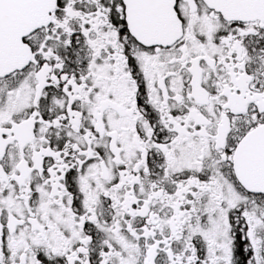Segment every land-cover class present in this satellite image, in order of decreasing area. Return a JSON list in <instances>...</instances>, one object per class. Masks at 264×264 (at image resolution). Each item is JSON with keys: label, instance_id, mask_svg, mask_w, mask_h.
<instances>
[{"label": "snow or ice", "instance_id": "1", "mask_svg": "<svg viewBox=\"0 0 264 264\" xmlns=\"http://www.w3.org/2000/svg\"><path fill=\"white\" fill-rule=\"evenodd\" d=\"M0 264H264V0H0Z\"/></svg>", "mask_w": 264, "mask_h": 264}]
</instances>
